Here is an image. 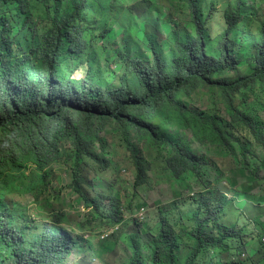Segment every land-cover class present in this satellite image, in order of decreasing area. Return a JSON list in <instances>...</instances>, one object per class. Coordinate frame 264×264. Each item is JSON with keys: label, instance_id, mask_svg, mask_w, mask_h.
I'll return each mask as SVG.
<instances>
[{"label": "trees", "instance_id": "obj_1", "mask_svg": "<svg viewBox=\"0 0 264 264\" xmlns=\"http://www.w3.org/2000/svg\"><path fill=\"white\" fill-rule=\"evenodd\" d=\"M176 1L188 20L174 11L163 16V4L153 0H0V159L12 140L32 137L23 162L0 172V264H68L77 242L58 208L62 193L51 167L65 168L67 191L81 194L110 168L94 150L95 141L102 149L96 135L109 123L126 141L134 179L123 197L113 191L83 198L97 216L99 251L123 253L122 264H264V239L257 240L264 191L252 195L262 182L252 160L264 153V122L252 110L264 111V16L257 4L264 0ZM115 28L120 33L107 45ZM202 89L218 98L229 121L185 102ZM179 132L231 154L236 146L251 183L242 190L202 186L139 222L145 207L138 188L197 178L209 164ZM151 152L156 157H143ZM26 196L29 207L18 202ZM126 197L135 210L123 206ZM79 239L110 264L91 239Z\"/></svg>", "mask_w": 264, "mask_h": 264}, {"label": "rangeland", "instance_id": "obj_2", "mask_svg": "<svg viewBox=\"0 0 264 264\" xmlns=\"http://www.w3.org/2000/svg\"><path fill=\"white\" fill-rule=\"evenodd\" d=\"M158 2L163 4V16H166L171 11H174L175 13H181L183 20H188L186 8L178 1L169 0L168 2H162V0H153V4L156 6H158ZM257 4L260 5L259 12L262 16H264V6L259 2H257ZM163 31L165 34L168 31V28L163 26ZM119 33L120 29L115 28L107 40H104L103 42L107 45L112 44ZM120 68L119 64H115L113 67V69L118 72L120 71ZM82 77L83 72H79L75 76V78ZM185 102H187L189 106L203 111H208L212 115H217L225 121L230 120L229 115L218 98L206 93L203 89L191 95ZM252 110L257 112V114L261 117L260 121L264 122V111H262L260 107L256 106H254ZM50 122V118H46L44 121L45 124H49ZM128 132L129 142L133 143L136 140L134 130L131 128ZM179 134L182 137L180 138L182 141L190 143V152L197 155V157H204L207 161H209V164L203 167L201 174L197 175L199 176L197 178L191 175H186L180 182L170 186L167 184L157 185L155 182L149 181L146 185L138 188L136 195L143 201V205L146 208L145 210L148 211V214L160 207H166L179 199L187 198L192 193L200 192L202 186L209 184L214 185L217 188L235 186L238 190H242L244 187L248 186L249 183H251L249 181V175L240 163L238 158V148L236 146H233L234 149L232 151L234 154H231L230 150L211 146L209 144L203 145L198 143L188 132H179ZM241 135L245 136V132H242ZM236 136L239 137V134ZM96 138L100 144H102V149L99 148L98 142L95 141L94 150L100 156L101 160L108 163L110 168L104 172L101 178L96 177L88 184V186H85L86 189L81 193H86L85 195L78 194V192L75 193L67 191L66 187L70 182L69 178L64 173L66 169H59L55 165L52 166V169L55 170L54 176L57 179L53 185L62 193L60 196L62 203L61 206H58V208L66 215V227L77 242L75 245L74 242L71 241L73 250L70 258L67 260L68 264H78L81 261H85L87 263L91 262L92 264H103V262L100 261V257L96 258V255L84 250L85 245H83L82 241L79 239L81 237L87 239L89 238V240L91 239L95 250L99 251L97 242L99 234L95 226V222L93 221V219L97 220V216H93L91 208H87L84 205L83 198L89 197L92 200L95 197L107 196L113 193V191L119 192L120 197H123V195L131 192L133 186L134 169L127 159L129 154L124 150L126 141L122 139V135L120 131L116 129L115 123H109L104 126L103 129H100L97 132ZM242 140L244 141L245 138ZM257 154L258 159L252 160V165L258 167L259 177H261L262 182L254 188L252 194L253 196H259L264 191V153L259 150L257 151ZM144 156L149 159L156 157V155L152 152L148 154L145 153L143 157ZM112 168H115V170H111ZM89 172L90 175L93 176V173L91 171ZM97 172H99V170H97ZM217 180L220 181L216 183ZM127 201L128 198L126 197L124 202H122L123 206L124 204L126 205L124 207H128V209L133 210L137 208L136 204H132L131 207H129L128 203H126ZM40 203H43V200H41ZM24 205L29 207L32 205V200L29 197H26L22 206ZM102 208L103 205L101 204L100 210H102ZM104 211H108L107 205L104 206ZM128 212L129 211H126L125 213ZM116 225L121 226L123 224ZM245 234H247V232H245ZM259 234L261 237L260 239L257 238V240L262 241L264 239V232H260ZM259 247L260 245L258 241H256L248 253V257L254 258ZM99 254L110 264H122L125 259V255L123 253L118 254L114 258L105 256V254L101 251H99ZM144 256H147V254H144ZM255 260L256 258L253 259V261Z\"/></svg>", "mask_w": 264, "mask_h": 264}, {"label": "clouds", "instance_id": "obj_3", "mask_svg": "<svg viewBox=\"0 0 264 264\" xmlns=\"http://www.w3.org/2000/svg\"><path fill=\"white\" fill-rule=\"evenodd\" d=\"M28 142H32V137L30 138H24L22 140H12L11 144L6 148L5 153L2 155L0 159V172H3L8 166L12 164H18L23 162V155H25V152L28 149ZM42 142H44V139L42 138ZM35 156V154L32 155V157ZM57 167V166H56ZM52 169V167H51ZM28 197V196H26ZM21 205L20 201H18ZM146 208L141 209L138 217L139 222H144L147 218H149L148 211L145 210ZM119 228L114 227L112 230L108 231L107 234L110 236L115 231H117ZM107 236V237H108ZM106 236H101L100 240H105ZM264 243V240H263Z\"/></svg>", "mask_w": 264, "mask_h": 264}]
</instances>
